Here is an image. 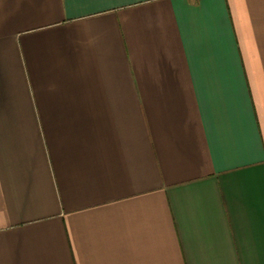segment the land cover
I'll return each instance as SVG.
<instances>
[{"label":"crops","instance_id":"obj_1","mask_svg":"<svg viewBox=\"0 0 264 264\" xmlns=\"http://www.w3.org/2000/svg\"><path fill=\"white\" fill-rule=\"evenodd\" d=\"M0 264H264V0H0Z\"/></svg>","mask_w":264,"mask_h":264}]
</instances>
